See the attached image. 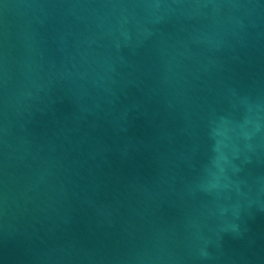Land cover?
<instances>
[{"label":"water","instance_id":"95a60500","mask_svg":"<svg viewBox=\"0 0 264 264\" xmlns=\"http://www.w3.org/2000/svg\"><path fill=\"white\" fill-rule=\"evenodd\" d=\"M0 264H264V0H0Z\"/></svg>","mask_w":264,"mask_h":264}]
</instances>
